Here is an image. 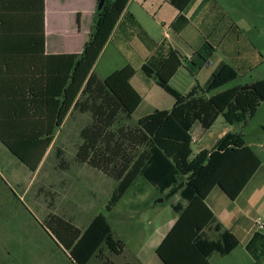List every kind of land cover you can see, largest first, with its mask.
I'll return each instance as SVG.
<instances>
[{
  "label": "trees",
  "instance_id": "16d2710c",
  "mask_svg": "<svg viewBox=\"0 0 264 264\" xmlns=\"http://www.w3.org/2000/svg\"><path fill=\"white\" fill-rule=\"evenodd\" d=\"M128 1L105 0L79 53L50 55L45 53L44 0H0V143L35 172L65 119L74 110L89 112L92 123L80 130L75 161L116 180L105 210L111 211L142 176L165 199L178 195L186 202L171 203L178 216L156 247L160 260L210 264L212 253L229 254L239 239L216 222L205 198L217 187L235 199L261 160L241 132H227L210 150L192 157L190 129L198 122L206 130L220 114L228 123L245 126L264 101V78L216 91L237 79V72L221 62L204 85L196 83L181 93L169 80L183 57L167 41L149 35L125 10ZM168 1L182 11L190 0ZM186 23L187 18L178 15L172 25L177 30ZM113 34L142 43L150 55L141 71L174 99L169 110L155 109L140 117L135 127H118L116 133L111 127L117 118L129 119L142 97L130 82L135 73L130 64L105 78L93 72ZM209 55L200 56L201 63H208ZM56 158L65 169L62 149L56 148ZM46 226L74 264H113L124 249L101 212L85 228L56 215ZM210 229L217 232L215 239L207 235ZM245 249L255 264H264L263 233L254 232Z\"/></svg>",
  "mask_w": 264,
  "mask_h": 264
},
{
  "label": "rangeland",
  "instance_id": "374dc122",
  "mask_svg": "<svg viewBox=\"0 0 264 264\" xmlns=\"http://www.w3.org/2000/svg\"><path fill=\"white\" fill-rule=\"evenodd\" d=\"M245 5L244 8L240 5L228 11L240 21L241 31L237 33L239 50L243 52L248 49L254 53L255 58L250 60L254 67L245 71L236 68L237 79L216 91L233 84H245L264 78V5L261 0H248ZM115 36L102 55L97 72L100 66L108 71L126 63L130 64L135 70L131 82L139 91L153 86L169 100L167 104L160 96L149 92L129 119L122 115L117 118L111 127L116 133L118 127H135L138 119L151 113L155 107H167L169 110L174 99L154 85L153 78H147L139 68V63L147 59L142 60L147 52L142 43L136 38L127 41L126 43L134 47L133 51V48L126 47L122 36ZM236 48L238 49V45ZM222 51L224 48L220 52ZM218 58L228 61L223 53L212 58V61ZM237 63L245 64L243 60H238ZM189 69L190 71L181 70L170 83L181 93L188 91L190 83L204 85L215 68L207 66L206 63H198L196 66L190 63ZM91 123L89 112L74 110L56 135L53 147L37 176L6 153L7 164L1 165L0 168L7 184L0 180V264H74L66 257L65 249L46 226L45 214L50 212L65 219L69 218L80 227H84L88 220L101 212L117 238L121 236L129 240L131 236V240H134L135 237L138 239V235L141 237L146 232L149 233L150 227L154 230L155 224L170 220L175 215L170 207L171 203H185L177 195L165 199L156 187L142 176H138L112 210L106 211L105 205L116 180L112 175H106L86 163L75 161L77 146L81 143L80 130ZM224 126L242 132L248 141H259L264 145V101L243 127L237 121L226 123L224 117L220 116L210 133L204 135L208 144ZM203 131L198 122L194 123L190 130L192 157L197 151L198 135ZM56 145L63 148V157L67 164L65 169L59 166L55 157ZM256 150L264 157V147H256ZM213 232V229L206 230L209 236ZM215 256L220 255L215 253ZM222 262L233 264L229 258L222 259ZM96 264H100V261Z\"/></svg>",
  "mask_w": 264,
  "mask_h": 264
},
{
  "label": "crops",
  "instance_id": "0c3cea01",
  "mask_svg": "<svg viewBox=\"0 0 264 264\" xmlns=\"http://www.w3.org/2000/svg\"><path fill=\"white\" fill-rule=\"evenodd\" d=\"M245 2L247 3L248 0H190L184 9L179 11L170 4L168 0H129L125 10L134 15L153 39L158 42L162 40L167 41L183 57V60L181 61L182 65L169 80V83H171L175 77L179 75L181 70L186 71L187 69V71H190V63L193 66H196L198 63L200 64L201 60L199 57L206 56L207 54L210 55L206 65H210V67L213 68H216L221 62L229 65L235 71L236 68L245 71L246 69L249 70L254 67V64H250V60L255 56L254 53L249 52L248 49H244L243 52H240L239 50V37L237 33L241 31L240 21L230 15L228 11L235 9L240 5L243 8L246 7ZM261 2L264 5V0H261ZM96 4V0H44L45 53L50 55L79 53L93 29L97 15ZM178 15H183L187 18V23L180 29L176 30L173 27L172 22ZM115 35L116 34H113L110 40L106 42L93 66V72L100 78H105L115 69H118L115 68L105 71L104 67L100 66L99 71L97 72L102 55L106 51L108 45L112 42L113 37H116ZM120 42L123 43L122 41ZM126 42L127 40H124L126 47L133 48L132 50L135 51L134 47ZM206 43H208L211 48L210 46H207ZM237 45L238 49L236 48ZM135 48L137 50L139 49L138 46ZM223 48L224 51L220 52ZM233 48H235V50H233ZM198 52H200L201 55H199ZM220 53H223L228 58V61L220 58L212 61V58L218 57ZM149 55L150 52L147 50L142 60L146 59ZM238 60H243L245 64L239 65L237 63ZM143 62L144 61L139 63L140 69ZM193 85V83H190L188 88L190 89ZM132 86L141 95L142 101L150 92V94L160 96L167 104H169V100H167L166 96H164L156 87L150 86L145 91H139L133 84ZM173 103L174 101L172 104ZM155 109L168 110L167 107L161 109L155 107L153 111ZM220 116L222 115L220 114L215 121H217ZM215 121L210 128L204 130L203 133H199L195 155L202 149L210 150L216 141L227 132L239 133L238 131L231 130L224 126L223 129L218 132L217 136L212 138L211 143L208 144L204 138L206 136L204 135L210 133L214 127ZM64 122L56 130L52 143L44 153L36 171L32 172L33 175L37 176L38 171L44 165L46 158L53 147L56 135L60 132ZM243 138L245 143L252 148L260 158L261 165L235 199H229L217 187L213 188L205 198V203L214 214L216 222L221 224L223 229L230 230L239 239L238 246L229 254L225 256H221L220 254V256H215V253L217 252L212 253L208 258L210 264H223L222 259L224 258L231 259L233 264H255L253 258L245 249V243L256 231L264 234V157H262L256 150V147L263 148L264 145L259 141H248L245 139L244 134ZM56 148L63 150L62 146L56 145L54 147L55 157ZM6 153L21 163L2 143H0V168L1 165L3 166L7 164ZM262 153L264 152L262 151ZM0 180L7 185L4 181L3 172L1 170ZM178 203L182 204L180 201L173 204ZM185 205L186 202L182 204V206ZM51 215L56 214L51 212L45 214V222L48 221ZM177 216L178 214L175 212V215L172 216L170 220L164 222L161 221L160 224H155L154 230L150 227V229H148L149 233L146 232L141 237L138 235V239L135 237L134 240H131L130 236V239L127 240L118 236V238L124 243V249L114 259L113 264H164L157 256L155 250L164 235L175 222ZM66 220L71 221L78 228H85L91 219L88 220L84 227L76 225V223L69 218ZM258 221L263 224V227L258 226ZM209 237L215 239L217 237V232L214 231ZM65 252L64 254L69 258L66 250ZM212 260H214V262Z\"/></svg>",
  "mask_w": 264,
  "mask_h": 264
},
{
  "label": "water",
  "instance_id": "95a60500",
  "mask_svg": "<svg viewBox=\"0 0 264 264\" xmlns=\"http://www.w3.org/2000/svg\"><path fill=\"white\" fill-rule=\"evenodd\" d=\"M104 3H105V0H98V2L96 4V14H98L100 12Z\"/></svg>",
  "mask_w": 264,
  "mask_h": 264
},
{
  "label": "built area",
  "instance_id": "2783aa9c",
  "mask_svg": "<svg viewBox=\"0 0 264 264\" xmlns=\"http://www.w3.org/2000/svg\"><path fill=\"white\" fill-rule=\"evenodd\" d=\"M258 226L259 227H263V224L261 222L258 221Z\"/></svg>",
  "mask_w": 264,
  "mask_h": 264
}]
</instances>
